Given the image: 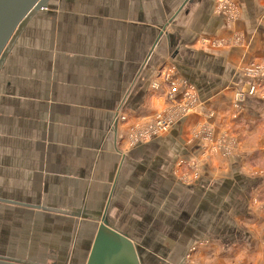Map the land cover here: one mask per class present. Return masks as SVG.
I'll list each match as a JSON object with an SVG mask.
<instances>
[{"label":"crops","instance_id":"crops-1","mask_svg":"<svg viewBox=\"0 0 264 264\" xmlns=\"http://www.w3.org/2000/svg\"><path fill=\"white\" fill-rule=\"evenodd\" d=\"M220 5L53 0L28 23L0 71L4 256L86 264L106 217L143 264H264V89L236 118L232 107L243 67L264 61V0ZM237 34L241 45H214ZM170 81L180 98L193 91L196 112L134 144L131 130L168 107ZM209 111L242 153L188 184L180 163L200 155Z\"/></svg>","mask_w":264,"mask_h":264},{"label":"rangeland","instance_id":"rangeland-1","mask_svg":"<svg viewBox=\"0 0 264 264\" xmlns=\"http://www.w3.org/2000/svg\"><path fill=\"white\" fill-rule=\"evenodd\" d=\"M223 2V0H220ZM226 7H230V5H226ZM243 42V38L241 35L237 34L232 39L220 40L214 43L216 47H220L227 44L232 45H241ZM253 68H258L261 72L264 71V61L262 62H254L253 64H249L243 67V73H245L247 83L236 91L233 100V109H234V117L236 118L238 114L237 112L241 111L247 100L253 98L257 95V93H261V89H264V72L258 74L257 76L250 75L248 71ZM254 87L253 93H250V88ZM169 90L167 94V108L159 112L153 119L150 121H145L139 123V125L135 126L130 133L131 140L134 144L139 141L147 142L149 140L155 139L159 136H162L167 132L159 135V136H147L148 133L156 130L162 125H168L170 122L173 123L171 128H173L177 123L185 121L188 119L193 113L196 112L195 109H188L191 105V97L184 95L183 98H180V86H176V94L175 97L172 96L171 91L173 90L172 85L168 82ZM260 89V90H259ZM182 91V90H181ZM242 94V98L240 101L237 97ZM171 97V98H170ZM173 99V101H172ZM197 107V105H196ZM189 110V111H188ZM240 113V112H239ZM123 117H121L122 120ZM216 118V112L209 111L208 113L203 114V119L201 125L195 126V131L193 137L198 140L201 146V153L197 157H193L189 159V161H182L180 163L181 167H185L184 171V181L188 184L195 183L200 180L202 174V168L204 166L207 167V164L212 161H218L215 159H223L225 161H235L241 153L243 149V140L242 137L236 132H232L228 128L216 129L213 121ZM150 137V138H149ZM139 139V141H138ZM5 231H1L0 233V255H4L5 251L9 249L8 234ZM15 232V230H14ZM20 255H23L21 253ZM191 259H189V264H195ZM185 263V262H184Z\"/></svg>","mask_w":264,"mask_h":264},{"label":"water","instance_id":"water-1","mask_svg":"<svg viewBox=\"0 0 264 264\" xmlns=\"http://www.w3.org/2000/svg\"><path fill=\"white\" fill-rule=\"evenodd\" d=\"M53 0H0V71L28 23L49 9ZM0 264H33L24 259L0 255ZM86 264H143L136 243L127 233L101 219Z\"/></svg>","mask_w":264,"mask_h":264},{"label":"built area","instance_id":"built-area-1","mask_svg":"<svg viewBox=\"0 0 264 264\" xmlns=\"http://www.w3.org/2000/svg\"><path fill=\"white\" fill-rule=\"evenodd\" d=\"M225 3H226V0H223V2L221 1L220 9H222L223 11H226V10H227V7L225 6ZM263 72H264V71H263ZM263 72H261V70L258 69V68H256V69L253 68V69H250V70L248 71V73H249L250 75H253V76H257L258 74L263 73ZM170 84L172 85V88H173V90L171 91L172 96L175 97V94H176V86H178L179 84H178L177 82H175V81H170ZM253 89H254V87L250 88V93H253V91H254ZM185 95H186V96H190V97L192 98V99H191V105L189 106L188 109H189V110H190V109H194V107L198 104V102H197V100H196V98H195V95H194L193 91L189 89V91H187V92L185 93ZM170 98H171V97H170ZM241 98H242V94H240V95L237 97V99H238L239 101H240ZM172 101H173V99H172ZM189 110H188V111H189ZM122 119L124 120L125 118L123 117ZM172 124H173V123L170 122L168 125H162V126H160L157 130H156V128H155L153 131H151L150 133H148L147 136H150V137H152V136H159V135H161V134L167 132L168 130H170ZM150 137H149V138H150ZM138 141H139V139H138Z\"/></svg>","mask_w":264,"mask_h":264}]
</instances>
